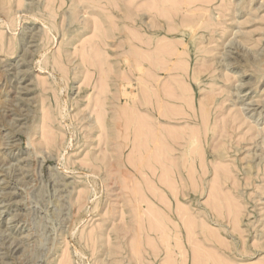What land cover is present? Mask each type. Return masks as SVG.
<instances>
[{
    "label": "rangeland",
    "instance_id": "rangeland-1",
    "mask_svg": "<svg viewBox=\"0 0 264 264\" xmlns=\"http://www.w3.org/2000/svg\"><path fill=\"white\" fill-rule=\"evenodd\" d=\"M1 36L0 264H264V0H0Z\"/></svg>",
    "mask_w": 264,
    "mask_h": 264
},
{
    "label": "bare ground",
    "instance_id": "bare-ground-1",
    "mask_svg": "<svg viewBox=\"0 0 264 264\" xmlns=\"http://www.w3.org/2000/svg\"><path fill=\"white\" fill-rule=\"evenodd\" d=\"M127 1H130V0H127ZM154 1H155V0H154ZM181 1H182V0H181ZM100 2H101V1H100ZM104 2H105V1H104ZM118 2H120V1H118ZM125 2H126V1H125ZM172 2H173V1H171V3H172ZM75 3H76V2H75ZM126 3H127V2H126ZM153 3H154V2H153ZM155 3H156V2H155ZM167 3H168V2H167ZM181 3H182V2H181ZM73 4H74V0H73ZM100 4H101V3H100ZM105 4H107V3H105ZM118 4H120V3H118ZM118 4H116V5H118ZM139 4H140V3H139ZM110 5H112V4H110ZM116 5H114V6H116ZM117 7H118V8H117ZM117 7H116V9H119L120 6H117ZM120 8H121V7H120ZM108 9H109V7H108ZM114 9H115V8H114ZM121 9H122V8H121ZM134 9H136V8H134ZM157 9H158V8H157ZM119 10H120V9H119ZM130 10H131V9H130ZM103 11H104V10H103ZM105 11H106V10H105ZM107 11H108V10H107ZM113 11H114V10H113ZM191 11H192V10H191ZM199 11H200V10H199ZM133 12H134V11L132 10V13H133ZM111 13H113V12H111ZM128 13H129V11H128ZM136 13H137V12H136ZM159 13H160V12H159ZM107 14H108V12H107ZM130 14H131V13H129L128 15L130 16ZM164 14H165V13H164ZM192 14H193V13H192ZM109 15H110V14H109ZM112 15H113V14H112ZM114 15H115V14H114ZM117 15H118V14H116L115 16H117ZM166 15H167V14H166ZM115 16H114V17H115ZM133 16H134V14H133ZM69 17H71V15H69ZM93 17H95V16H93ZM208 17H209V16H208ZM95 18H96V17H95ZM95 18H93V19H95ZM112 18H113V16H112ZM115 18H116V17H115ZM115 18H114V19H115ZM127 18H128V17H127ZM213 18H214V16H213ZM69 19H70V18H69ZM69 19H68V20H69ZM73 19H74V18H73ZM130 19H133L132 14H131V16H130ZM168 19H169V18H168ZM170 19H172V18H170ZM110 20H111V19H110ZM71 21H72V20H71ZM113 21H114V22H111V21H110V22L113 23L114 28H115V30H116V29L119 28V25H118V23L115 22V20H113ZM129 21H130V20H129ZM69 22H70V21H69ZM73 22H74V21H73ZM117 22H118V20H117ZM98 23H99V21H98ZM186 23H188V22H186ZM193 23H194V22H193ZM198 23H200V22H198ZM198 23L196 22L197 25H199ZM71 24H73V23L71 22ZM71 24H70L69 26H71ZM95 24H96V22H95ZM188 24L190 25V23H188ZM196 24H195V25H196ZM111 25H112V24H111ZM186 25H187V24H186ZM128 26H130V24H129ZM181 26H182V25H181ZM183 26H184V25H183ZM97 27H98V26H97ZM126 27H127V26H126ZM179 27H180V26H179ZM191 27H192V25H191ZM191 27H190V28H191ZM201 27H202V25L200 26V28H201ZM206 27H207V26H206ZM94 28H95V27H94ZM94 28H93V29H94ZM124 28H125V27H124ZM127 28H128V27H127ZM181 28H182V27H181ZM102 29H103V28H102ZM173 29H175V28H173ZM99 30H101V29L99 28ZM180 30H181V29H180ZM199 30H200V29H199ZM103 31H104V30H103ZM117 31H119V30H117ZM128 31L131 33V30H127V32H128ZM183 31H184V30H183ZM97 32H98V30H97ZM127 32H125V33L127 34ZM192 32H194V31H192ZM117 33H118V32H117ZM120 33H121V32H120ZM120 33H119V34H120ZM199 33H200V32H199ZM99 34H100V33H99ZM103 34H104V33H103ZM114 34H115V32L113 33V35H114ZM133 34H135V33H133ZM191 34H192V33H191ZM197 34H198V33H197ZM52 35H53V34H52ZM117 35H118V34H117ZM2 36H3V35H2ZM2 36H1V38H0V43H1V45H5L4 38H3ZM94 36H95V35H93V37H94ZM104 36H105V34H104ZM134 36H135V35H134ZM95 37H96V36H95ZM131 37H132V36H131ZM140 37H141V36H140ZM193 37H194V36H193ZM197 37H200V36H197ZM201 37H202V36H201ZM90 38H91V37H90ZM91 39H92V38H91ZM102 39H104V38H102ZM128 39H130V37H128ZM132 39H133V38H131V40H132ZM137 39H138V38H137ZM86 40H87V39H86ZM104 40H105V39H104ZM134 40H135V39H134ZM198 40H200V39H198ZM91 41H92V40H91ZM129 41H130V40H129ZM86 42H88V41H86ZM95 43H96V42H95ZM100 43H101V42H100ZM133 43H134V42H133ZM133 43H132V44H133ZM143 43H144V42H143ZM182 43H183V41H182ZM197 43H198V42H197ZM84 44H85V43H84ZM88 44H89V43H88ZM95 45H96V44H95ZM130 45H131V44H130ZM133 45H134V44H133ZM133 45H131L130 47H132ZM181 45H182V44H181ZM183 46H184V45H183ZM82 47H83V46H82ZM82 47H81V49H82ZM85 47H86V45H85ZM91 47H92V46H91ZM91 47H90V48H91ZM176 47H177V46H176ZM195 47H196V46H195ZM96 48H97V47H96ZM135 48H136V47H135ZM197 48H198V47H197ZM93 49H94V48H93ZM82 50H83V53H84V51H85V50H84V47H83ZM134 50H135V49H134ZM141 50H142V49H141ZM159 50H160V49H159ZM161 50H162V49H161ZM202 50H203V49H202ZM205 50H206V49H205ZM87 51L89 52V50L86 49V53H87ZM147 51H148V50H147ZM199 51H200V50H199ZM97 52H98V51H97ZM141 52H142V51H141ZM143 52H144V50H143ZM183 52H184V51H183ZM79 53H80V52H79ZM89 54H90V53H89ZM150 54H151V53H150ZM177 54H178V53H177ZM181 54H182V53H181ZM59 55H60V54H59ZM82 55H83V54H82ZM84 55H85V54H84ZM86 55L89 56L88 54H86ZM86 55H85V56H86ZM146 55H147V54H146ZM179 55H180V54H179ZM185 55H186V53H185ZM87 56L85 57V59L88 58ZM180 56H181V55H180ZM94 57H95V56H94ZM106 57H108V56H106ZM127 58H128V57H127ZM85 59H84V60H85ZM96 59H97V58H96ZM181 59H185L184 56H183V58H181ZM186 59H187V58H186ZM84 60H83V62H84ZM87 60H88V59H87ZM98 61H99V60H98ZM128 61H129V60H128ZM180 61H183V60H180ZM81 62H82V61H81ZM89 62H90V61H89ZM126 62H127V61H126ZM57 63H58V62H57ZM61 63H62V62H61ZM84 63H86V62H84ZM97 63H98V62H97ZM185 63H186V62H185ZM86 64H87V63H86ZM128 64H130V63H128ZM159 64H160V63H159ZM87 65H88V64H87ZM91 65H92V64H91ZM107 65H108V64H107ZM150 65H151V64H150ZM64 66H65V65H64ZM110 66H111V65H110ZM138 66H139V64L137 65V67H138ZM140 66H141V64H140ZM151 66H152V65H151ZM184 66H185V65H184ZM184 66H183V67H184ZM91 67H92V66H91ZM88 68H89V67H88ZM99 68H100V67H99ZM103 68H104V67H103ZM140 68H141V67H139L138 70H140ZM160 68H161V67H160ZM184 68H185V67H184ZM60 69H61V68H60ZM64 69L66 70V68H64ZM67 69H68V68H67ZM104 69H106V68H104ZM136 69H137V68H136ZM163 69H164V68H163ZM176 69H178V68H176ZM180 69H181V68H180ZM187 69H188V68H187ZM61 70H62V69H61ZM138 70H137V71H138ZM141 70H144V68H143V69L141 68ZM185 70H186V68H185ZM110 71H111V70H110ZM145 71H146V69H145ZM201 71H202V70H201ZM212 71H213V70H212ZM103 72L105 73L104 70H103ZM130 72H131V71H130ZM138 72H139V71H138ZM110 73H111V72H110ZM151 73H152V72H151ZM195 73H196V72H195ZM198 73H199V71L197 72V76L199 77ZM210 73H212V72H210ZM102 74H103V73H102ZM122 74H124V73H122ZM199 74H201V72H200ZM104 75H105V74H104ZM109 75H110V74H109ZM143 75H144V74H143ZM153 75H154V74H153ZM210 75H211V74H210ZM101 76H102V75H101ZM154 76H155V75H154ZM179 76H180V75H179ZM186 76H187V75H186ZM105 77H106V76H104V78H105ZM107 77H108V76H107ZM107 77H106V78H107ZM128 77H129V76H128ZM156 77H157V76H156ZM193 77H194V76H193ZM104 78H103V79H104ZM106 78H105V79H106ZM103 79H102V80H103ZM121 79H122V78H121ZM124 79H126V77H125ZM126 80H128V79H126ZM183 80H184V79H183ZM183 80H182V81H183ZM103 81H104V80H103ZM129 81L132 83V80H131V79H129ZM133 81H134V80H133ZM153 81H154V80H153ZM89 82H90V81H89ZM105 82H106V81H105ZM123 82H124V81H123ZM127 82H128V81H127ZM177 82H178V81H177ZM184 82H185V81H184ZM148 83H149V82L147 81L146 84H148ZM88 84H89V83H88ZM124 84H125V85L123 86V89L126 88V87H125V86H126V83L124 82ZM128 84H130V83L128 82ZM150 84H151V83H150ZM179 84H180V83H179ZM179 84H178V85H179ZM184 84H185V83H184ZM89 85H90V84H89ZM96 85H97V84H96ZM131 85H132V84H130V85H128V86L131 87ZM163 85H164V84H163ZM186 85H187V84H186ZM211 85H212V84H211ZM98 86H99V85H98ZM133 86H134V85H133ZM133 86H132V88H133ZM146 86H147V85H146ZM148 86H149V85H148ZM164 86H165V85H164ZM166 86H167V85H166ZM169 86H170V85H169ZM171 86H172V85H171ZM94 87H95V86H94ZM106 87H108V91H109V86H106ZM124 87H125V88H124ZM180 87H181V86H180ZM185 87H186V86H185ZM132 88H131V90H132ZM172 88H173V87H172ZM172 88H171V89H172ZM182 88H183V87H182ZM153 89H154V88H153ZM161 89H163V88H161ZM167 89H168V88H167ZM167 89H166V90H167ZM171 89H169V90L171 91ZM173 89H174V88H173ZM186 89H187V88H185V90H186ZM189 89H190V88H189ZM189 89H188V90H189ZM100 90H101V89H100ZM100 90H99V91H100ZM102 91H103V90H101V91L99 92V96H98V98H99L100 100L97 99V100H98V101H97L96 99H94V100H96V103L94 102V106H95V108H94V112H96V114H97V116H98V117L96 116V120H97V123H98V125H99L98 128H100V130L105 129V127H106V126H105V125H106V118H105V116H106V112H107V108H106V104H107V102H106V99H107V98H106V97H107V95H106L105 98L102 97V96H101ZM125 91H126V89H125ZM125 91H124V92H125ZM182 91H183V89H182ZM124 92H123V95H124L125 93H128L129 91H128V92H125V93H124ZM130 92H131V91H130ZM167 92H168V90L166 91V94L168 95L169 93H167ZM190 92H191V91H189V93H190ZM210 92H211V91H210ZM132 93H133V92H132ZM171 93L175 94V92H171ZM171 93H170V94H171ZM130 94H131V93H130ZM143 94H144V93H143ZM173 94H172V95H173ZM181 94H182V93H181ZM102 95H103V93H102ZM136 95H137V94H136V92H135L134 95L131 94V97H132V96H135V97H134V100H135ZM145 95H146V94H145ZM167 95H166V96H167ZM189 95H190V94H189ZM191 95H193V94H191ZM215 95H216V94H215ZM127 96L130 97L129 93L127 94ZM174 96H175V95H174ZM174 96H173V97H174ZM216 96H217V95H216ZM89 97H90L89 100H91V103H90V104L92 105V103H93V102H92V100H93V96H90V95H89ZM94 97H97V94H96V96H95V93H94ZM123 97H124V96H123ZM157 97H158V95H157ZM176 97H177V96H176ZM182 97H183V96H182ZM186 97H189V96L186 95ZM208 97H209V96H208ZM210 97H211V95H210ZM114 98L116 99V98H118V96H117V97H114ZM184 98H185V97H184ZM189 98H190V97H189ZM191 98H192V97H191ZM213 98H214V97H213ZM180 99H181V98H180ZM185 99H186V98H185ZM216 99H217V98H216ZM118 100H119V98H118ZM127 100H128V97H127ZM129 100H130V98H129ZM148 100H149V99H148ZM192 100H193V98H192ZM130 101H131V100H130ZM208 101H209V100L207 99V102H208ZM213 101H214V100H213ZM127 102H128V101H127ZM163 102H164V101H163ZM163 102H162V103H163ZM184 102H185V101H184ZM186 102H189V101H186ZM211 102H212V99H211ZM97 103H98V104H97ZM193 103H194V102H193ZM203 103H204V102H203ZM203 103H202L201 105H203ZM216 103H217V102H216ZM88 104H89V102H88ZM125 104H126V103H125ZM167 104H168V103H167ZM169 104H170V103H169ZM169 104H168V105H169ZM188 104H189V103H188ZM188 104H187V105H188ZM207 104H208V103H207ZM207 104H206V105H207ZM164 105H165V103H164ZM183 105H184V104H183ZM189 105L191 106V104H189ZM192 105H193V104H192ZM87 106H88V105H87ZM128 106L131 107V106H134V105H131V104L129 105V104H128ZM165 106H166V105H165ZM169 106H170V105H169ZM190 106H189V107H190ZM210 106H211V105H209V107H210ZM151 107H152V106H151ZM157 107H158V106H157ZM166 107H167V106H166ZM170 107H171V106H170ZM205 107H206V106H205ZM205 107H203V109H204ZM92 108H93V107H92ZM132 108H133V107H132ZM160 108H161V107H160ZM167 108H169V107H167ZM172 108H173V107H172ZM193 108H194V107H193ZM193 108H192V109H193ZM121 109L124 110L123 107H122ZM161 109H162V108H161ZM165 109H166V108H165ZM174 109H175V108H174ZM183 109H185V108H183ZM189 109H190V108H189ZM192 109H191V110H192ZM210 109H212V108H210ZM92 110H93V109H92ZM92 110H91V111H92ZM129 110L131 111L132 109L129 108ZM169 110H170V109H169ZM171 110H172V109H171ZM185 110H186V109H185ZM185 110H184V111H185ZM133 111H134V110H133ZM159 111H160V110H159ZM175 111H176V110H175ZM200 111H201V110H200ZM117 112H118V111H117ZM166 112L169 113L170 111H166ZM177 112H178V111H177ZM185 112H186V111H185ZM207 112H208V110H207ZM209 112H210V111H209ZM91 113H93V111H92ZM125 113H126V112H125ZM133 113H134V112H133ZM173 113H174V112H173ZM199 113H200V112H199ZM201 113H204V112H201ZM213 113H214V112H213ZM123 114H124V113H123ZM123 114H122V111H121V115H123ZM134 114H135V113H134ZM134 114H133V115H134ZM158 114H159V113H158ZM161 114H163V113H161ZM169 114H170V113H169ZM177 114H178V113H177ZM209 114H210V113H209ZM126 115H127V113H126ZM178 115H179V114H178ZM183 115L185 116L184 113H183ZM203 115H204V114H203ZM211 115H213V114H211ZM118 116H119V114H118ZM134 116H135V115H134ZM136 116H137V115H136ZM160 116H161V115H160ZM162 116H164V114H163ZM166 116H167V115H166ZM181 116H182V115H181ZM120 117H121V116H120ZM122 117H123V116H122ZM130 117L133 118L132 116H130ZM205 117H206V114H205ZM126 118H127V117H126ZM136 118H137V117H136ZM208 118H209V117H208ZM116 119L120 120L119 117H116ZM194 119H195V117H194ZM211 119H212V118H211ZM125 120H126V119H125ZM133 120H134V119H133ZM140 120H141V119H140ZM208 120H209V119H208ZM213 120H214V117H213ZM126 121H128V120H126ZM209 121H211V120H209ZM221 121H222V120H221ZM119 122H120V121H119ZM123 122H124V121H123ZM128 122H129V121H128ZM142 122H144V121H142ZM207 122H208V121H207ZM207 122L205 121V123H207ZM223 122H224V121H223ZM124 123H125V122H124ZM129 123H130V122H129ZM132 123H133V122H132ZM137 123H138V122H136V124H137ZM144 123H145V122H144ZM210 123H211L212 125H214L212 122H210ZM216 123H217V122H216ZM118 125H119V124H118ZM122 125H123V124H122ZM122 125L120 124V126H122ZM124 125H125V124H124ZM124 125H123V126H124ZM130 125H131V124H130ZM130 125H129V126H130ZM143 125H144V124H143ZM145 125H146V124H145ZM208 125H209V124H208ZM212 125H211V126H212ZM120 126H119V127H120ZM148 126H149V125H148ZM163 126H164V125H163ZM167 126H168V125H167ZM202 126H204V124H203ZM209 126H210V125H209ZM124 127H126V126H124ZM133 127H134V125H133ZM160 127H161V126H160ZM183 127H184V125H183ZM195 127H196V126H195ZM204 127H205V126H204ZM197 128H198V127H197ZM197 128H196V129H197ZM117 129H118V127H117ZM146 129H147V128H146ZM150 129H151V128H150ZM164 129H165V128H164ZM176 129H178V128H176ZM181 129H182V128H181ZM206 129H207V128H206ZM147 130H148V129H147ZM197 130L200 131V129H197ZM102 131H103V130H102ZM125 131H126V130H125ZM189 131H190V130H189ZM193 131H194V129H193ZM195 131H196V130H195ZM199 131H198V132H199ZM205 131H206V130H205ZM260 131H261V130H260ZM104 132H105V131H104ZM104 132H103V135H104ZM149 132H150V130H149ZM153 132H154V131H153ZM159 132H160V131H159ZM167 132H168V129H167ZM203 132H204V131H203ZM101 133H102V132H101ZM151 133H152V131H151ZM185 133H186V132H185ZM195 133H196V132H195ZM199 133H201V132H199ZM199 133H198V134H199ZM204 133H205V132H204ZM220 133H221V132H220ZM142 134H143V133H142ZM160 134H161V133H160ZM191 134H192V133H191ZM193 134H194V133H193ZM201 134H202V133H201ZM228 134H230V133H228ZM171 135H172V132H171ZM188 135H189V134H188ZM185 136H186V134H185ZM193 136H194V135H193ZM195 136H196V135H195ZM204 136H205V134H204ZM103 137H104V136H103ZM134 137H135V136H134ZM160 137H161V136H160ZM177 137H178V136H177ZM183 137H184V136H183ZM186 137H187V136H186ZM190 137H191V136H190ZM205 137H206V136H205ZM205 137H204V138H205ZM219 137H220V135H219ZM128 138H129V136H128ZM142 138H143V137H142ZM191 138H192V137H191ZM196 138H197V137H196ZM198 138H199V137H198ZM206 138H207V137H206ZM220 138H221V137H220ZM151 139H152V138H151ZM174 139H175V138H174ZM178 139H179V138H178ZM185 139H186V138H185ZM221 139H222V138H221ZM228 139H229V138H228ZM126 140H127V139H126ZM133 140H134V138L132 139V141H133ZM143 140H144V139H143ZM183 140H184V138H183ZM144 141H145V140H144ZM156 141H157V140H156ZM184 141H185V140H184ZM221 141L224 142V140H221ZM225 141H226V140H225ZM157 142H159V141H157ZM163 142H164V141H163ZM197 142H198V141H197ZM227 142H228V141H227ZM133 143H134V142H133ZM133 143H131V144L133 145ZM143 143H144V142H143ZM151 143H152V142H151ZM188 143H189V142H188ZM156 144L159 145V143H156ZM199 144H200V143H199ZM202 144H203V143H202ZM223 144H224V143H223ZM228 144H230V143H228ZM145 145H146V144H145ZM145 145H144V146H145ZM193 145H194V144H193ZM225 145H226V144H225ZM155 146H156V145H155ZM183 146H184V143H183ZM185 146H186V145H185ZM185 146H184V147H185ZM187 146H188V145H187ZM202 146H203V145H202ZM230 146H232V145H230ZM192 147H193V146H192ZM192 147H191V148H192ZM228 147H229V146H228ZM146 148H147V146H146ZM191 148H190V149H191ZM193 148H194V147H193ZM193 148H192V149H193ZM203 148H204V147H203ZM223 148H224V147H223ZM132 149L134 150V147H133ZM147 149H148V148H147ZM159 149H160V148H159ZM192 149H191V151H192ZM199 149H200V148H199ZM201 149H202V148H201ZM201 149H200V152H201ZM214 149H216V148L214 147ZM219 149H220V148H219ZM221 149H222V148H221ZM144 150H145V149H144ZM169 150H170V149H169ZM195 150H196V148H195ZM202 150H203V149H202ZM226 151H227V150H226ZM228 151H229V150H228ZM145 152H146V151H145ZM185 152H186V151H185ZM200 152H198L197 154H200ZM229 152H230V151H229ZM132 153H133V152H132ZM135 153H136V152H135ZM162 153H163V152H162ZM190 153H191V152H190ZM194 153H195V152H194ZM144 154H145V153H144ZM185 154H186V153H185ZM192 154H193V153H192ZM192 154H191V155H192ZM201 154L204 155V152L201 153ZM217 154H218V153H217ZM226 154H228V153H226ZM131 155H132V154H131ZM131 155H130V156H131ZM195 155H196V154H195ZM195 155H194V157H195ZM203 155H202V156H203ZM139 156H140V155H139ZM186 156H187V154H186ZM218 156H219V155H218ZM137 157H138V156H137ZM190 157H191V156H190ZM192 157H193V156H192ZM200 157H201V156H199V158H200ZM216 157H217V156H216ZM129 158H130V157H129ZM146 158H147V157H146ZM188 158H189V157H188ZM143 159H144V158H143ZM184 159L188 160L187 158H183V161H184ZM194 159H195V158H194ZM202 159H203V158H202ZM202 159H199V160L202 161ZM205 159H206V158H204V160H205ZM197 160H198V159H197ZM204 160H203V161H204ZM131 161H133V160H131ZM194 161H196V160H194ZM205 162H206V161H205ZM205 162H204V164H205ZM189 163H190V165H191L190 167H191V169H192V167H194V166H192L193 163L191 164V161H190ZM202 163H203V162H202ZM196 164H197V163H196ZM183 165H185V162L183 163ZM201 165H202V164H200V166H201ZM185 166H187V165H185ZM196 166H197V165H196ZM205 166H207V163H206V165H204V167H205ZM220 166H221V165H220ZM220 166H219V167H220ZM188 167H189V165H188ZM188 167H187V168H188ZM190 167H189V168H190ZM197 167H198V166H197ZM183 168H184V167H183ZM202 168H203V166H202ZM205 168H206V167H205ZM213 168H214V166H213ZM223 168H224V167L221 168V171H224V172H225L226 169L222 170ZM225 168H226V167H225ZM195 169H196V168H195ZM195 169H194V170H195ZM203 169H204V168H203ZM214 169H215V168H214ZM183 170H184V169H183ZM206 170H207V169H206ZM228 170H230V169H228ZM187 171L189 172V170H187ZM190 171H191V170H190ZM184 172H186V171H184ZM206 172H208V171H205V174H206ZM218 172H219V171H218ZM218 172H217V173H218ZM224 172H223V174H220V175H221V176H225V175H224ZM197 173H198V171L196 172V174H197ZM219 173H220V172H219ZM187 174H188V173H187ZM189 174H190V172H189ZM189 174H188V176H189ZM196 174L194 173V175H196ZM202 174H204V173H202ZM228 174H229V173H228ZM190 175H191V174H190ZM189 177H191V176H189ZM196 177H197V176H196ZM183 178H184V177H183ZM187 178H188V177H187ZM192 178H193V177H192ZM192 178H191V179H192ZM194 178H195V176H194ZM199 178H200V177H199ZM219 178H220V176H219ZM226 178H227V177H226ZM233 178H234V177H233ZM184 179H185V178H184ZM216 179H218V177H217ZM193 180H194V179H193ZM223 180H224V178H223ZM228 180H229V179H228ZM228 180H227V182H228ZM194 181H196V180H194ZM213 181H214V180H213ZM217 181H220V182H221V180H219V179H218ZM183 182H184V181H183ZM220 182H219V183H220ZM227 182L224 181V185H225V183H227ZM193 183H194V182H193ZM214 183H216V182L214 181ZM183 184H185V183H183ZM194 184L196 185L197 182H195ZM220 184H221V183H220ZM217 185H218V184H217ZM217 185H216V186H217ZM192 186H193V185H192ZM185 187H187V186H185ZM194 188H195V187H194ZM201 188H202V187H201ZM214 188H215V187H214ZM197 189H198V188H197ZM220 189H221V187H220ZM220 189H217V191H218V190L220 191ZM212 190H213V189H212ZM184 191H185V190H184ZM184 191H183V192H184ZM210 191H211V190H210ZM213 192H214V190H213ZM226 192H227V191H226ZM188 193H189V192H188ZM218 193H219V192H218ZM221 193H222V191H221ZM221 193H220V195H222ZM224 193H225V192H224ZM224 193H223V194H224ZM183 194H184V193H183ZM215 194H217V193L215 192ZM218 196H219V195H218ZM224 196H225V194H224ZM183 197H185V195H183ZM215 197H217V196H215ZM225 197H227V196H225ZM229 197H230V195H229ZM227 198H228V197H227ZM231 198H232V197H231ZM219 199H220V198H219ZM222 199L224 200V197H223ZM139 200H140V199H139ZM226 200H227V199H226ZM234 200H235V199H234ZM142 201H143V200H142ZM214 201H215V199H214ZM219 201H220V200H219ZM228 201H229V200H228ZM134 202H135V201H134ZM225 202H226V201H225ZM214 203H215V206H216L217 203H216V202H214ZM236 203H237V202H236ZM238 203H239V202H238ZM218 204H219V203H218ZM229 204H230V203H229ZM234 204H235V203H234ZM168 205H169V204H168ZM185 205H187V204L185 203ZM185 205H184L183 207H185ZM212 205H214V204L212 203ZM207 206H208V204H207ZM215 206H214V208H215ZM228 206H229V205H228ZM236 206H237V204H236ZM140 207H141V206H140ZM187 207H188V206H186L185 208L187 209ZM240 207H241V206H240ZM240 207H237V208L241 209L242 207H241V208H240ZM214 208L212 207V209H214ZM226 208H227V207H226ZM234 208H235V206H234ZM210 209H211V208H210ZM219 209H220V206H219ZM221 209H223V206H222ZM221 209H220V210H221ZM231 209H232V208H231ZM239 209H238V210H239ZM183 210H184V209H183ZM214 210H215V209H214ZM214 210H213V211H214ZM238 210L235 209L234 212L236 213V211H238ZM143 211H144V210H143ZM187 211H190V209H188ZM223 211H224V210H223ZM226 211H227V209H226ZM232 211H233V210H232ZM232 211H231V212H232ZM240 211H241V210H240ZM183 212H185V211H183ZM183 212H182V213H183ZM218 212H219V211H218ZM220 212H221V211H220ZM241 212H242V211H241ZM189 213H191V212H189ZM204 213H205V212H204ZM235 213H233V214H235ZM162 214H163V213H162ZM185 214L187 215V212H185L184 215H183L181 218L185 219ZM219 214H220V213H219ZM219 214H217V215H219ZM241 214H242V213H241ZM208 215H209V214H208ZM229 215H230V214H229ZM187 216H188V215H187ZM220 216H221V215H220ZM222 216H223V215H222ZM235 216H236V215H234V217H235ZM238 216H240L239 213H238ZM190 217H191V219H193L191 215H190ZM190 217H188V218H190ZM207 217H208V216H207ZM209 217H210V216H209ZM236 217H237V216H236ZM236 217H235V218H236ZM240 217H241V216H240ZM232 219H233V218H232ZM238 219L240 220V218H238ZM186 220H187V218L184 220L183 223H185ZM188 220H189V219H188ZM192 221L195 222V223H198V222H196V219H195V221H194V220H191V221L189 220L190 224H191ZM205 221H206V220H205ZM237 221H238V220H237ZM189 222H188V223H189ZM240 222H241V221H240ZM240 222H239V223H240ZM203 223H205V222L203 221ZM234 223H235V222H234ZM198 224H199V223H198ZM231 224H232V222H231ZM191 225H192V224H191ZM204 225H208V224H204ZM232 225H233V224H232ZM236 225H239V224L236 223ZM196 226H197V225H196ZM199 226H200V225H199ZM199 226H198V227H199ZM189 227H190V226H189ZM192 227L194 228L195 225L192 226ZM201 227H202V226H201ZM204 227H205V226H204ZM195 228H197V227H195ZM202 228H203V227H202ZM207 228H208V227H207ZM207 228H206V229H207ZM163 229H164V228H163ZM184 229H185V228H184ZM197 229H198V228H197ZM209 229H210V228H209ZM209 229H207V230H208V234L210 233L209 231H210L212 228H211L210 230H209ZM239 229H240V228H239ZM185 230H186V229H185ZM188 230H189V229H188ZM194 230H196V229H194ZM202 230H203V229H202ZM212 230H214V229H212ZM214 231H215V234H217L216 231H218V230H214ZM185 232H186V231H185ZM187 232H189V231H187ZM187 232H186V234H188ZM191 232H192V229H191ZM195 232H196V231H194V233H195ZM219 232H220V231H219ZM219 232H218V233H219ZM164 233H166V232H164ZM164 233H163V234H164ZM205 233H207V232H205ZM205 233L203 232L202 234H205ZM211 233H212V232H211ZM211 233H210V234H211ZM183 234H184V233H183ZM195 234H196V233H195ZM221 234H222V233H221ZM166 235H167V234H166ZM212 235H213V233H212ZM218 235H219V234H217V236H218ZM163 236H165V234H164ZM163 236H161V237H163ZM167 236H168V235H167ZM193 236H195V235H193ZM165 237H166V236H165ZM209 237H210V235H209ZM214 237H215V236H214ZM186 238H187V236H186ZM189 238H190V236H189ZM219 238H220V237H218V240H219V242H220L221 239H219ZM165 239H166V238H165ZM178 239H179V238H178ZM184 239H185V237H184ZM184 239H183V240H184ZM191 239H192V236H191ZM213 239H216V238H213ZM179 240H180V239H179ZM188 240H189V239H188ZM195 240H196V239H195ZM195 240H192L191 242L193 243V241H195ZM206 240H208V237H207ZM210 240H211V239H210ZM189 241H190V240H189ZM166 242H167V241H166ZM166 242H165V243H166ZM180 242H181V241H180ZM197 242H198V241H197ZM212 242H213V241L211 240V243H212ZM215 242L217 243V241H215ZM219 242H218V243H219ZM221 242H223V241L221 240ZM163 243H164V242H163ZM192 243H190V244H192ZM208 243H209V242H208ZM218 243H217V244H218ZM223 243H224V242H223ZM223 243H222V244H223ZM197 244H198V243H197ZM222 244H221V245H222ZM224 244H225V243H224ZM178 245H181V244H178ZM195 245H196V244H195ZM227 245H228V244H227ZM183 246H184V245H183ZM222 246H223V245H222ZM225 246H226V245H225ZM185 247H186V246H185ZM193 247H194V245H193ZM193 247H192V248H193ZM195 247H197V246H195ZM203 247H204V246H203ZM195 249H196V248H195ZM207 249H208V247H207ZM224 249H225V248H224ZM226 249H227V248H226ZM185 250H186V249H185ZM187 250H188V249H187ZM193 250H194V248H193ZM193 250H192V251H193ZM202 250H205V249H202ZM202 250H201V251H202ZM213 250H214V249H213ZM183 251H184V249H183ZM194 251H195V250H194ZM206 251H207V250H206ZM221 251H222V250H219V253H220ZM224 251H225V250H224ZM186 252H187V251H186ZM197 252H198V251H197ZM202 252H203V251H202ZM225 252H227V251H225ZM193 253H196V252H193ZM208 253L210 254V252H208ZM221 253H222V252H221ZM196 254H197V253H196ZM201 254H202V253H201ZM201 254H199V255H201ZM205 254H206V253H205ZM225 254H226V253H225ZM197 255H198V254H197ZM216 255H218V254H216ZM183 256H184V254H183ZM208 256H209V255H208ZM220 256H221V255H220ZM194 257H195V258L197 257V258L199 259L198 256H194ZM194 257H193V258H194ZM200 257H201V256H200ZM211 257H212V256H211ZM185 258H187V256H185ZM197 258H196V259H197ZM204 258H205V257H204ZM196 259H195V262H196ZM202 259H203V258H202ZM221 259H223V258H221ZM224 259H225V258H224ZM193 260H194V259H193ZM216 260H218V259H216ZM182 261H184V258H183ZM222 261H223V260H222ZM228 261H229V260H228ZM186 262H187V259H186ZM193 262H194V261H193ZM195 262H194V264H195ZM217 262H218V261H217ZM223 262H224V261H223ZM198 263H199V261L197 262V264H198ZM201 263H202V262H201ZM227 263H228V262H227ZM183 264H185V263L183 262ZM202 264H203V263H202ZM211 264H212V263H211ZM218 264H221V263H218ZM232 264H233V263H232Z\"/></svg>",
    "mask_w": 264,
    "mask_h": 264
}]
</instances>
